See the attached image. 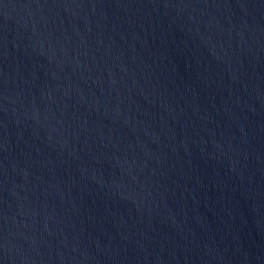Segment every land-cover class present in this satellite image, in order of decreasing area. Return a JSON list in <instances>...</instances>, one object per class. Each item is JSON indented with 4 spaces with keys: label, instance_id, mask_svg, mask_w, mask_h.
<instances>
[{
    "label": "water",
    "instance_id": "obj_1",
    "mask_svg": "<svg viewBox=\"0 0 264 264\" xmlns=\"http://www.w3.org/2000/svg\"><path fill=\"white\" fill-rule=\"evenodd\" d=\"M0 264H264V0H0Z\"/></svg>",
    "mask_w": 264,
    "mask_h": 264
}]
</instances>
